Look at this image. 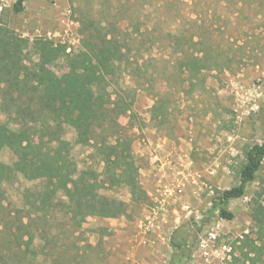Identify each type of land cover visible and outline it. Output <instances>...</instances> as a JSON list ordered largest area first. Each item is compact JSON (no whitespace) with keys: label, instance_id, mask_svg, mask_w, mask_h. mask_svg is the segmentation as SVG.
<instances>
[{"label":"rangeland","instance_id":"374dc122","mask_svg":"<svg viewBox=\"0 0 264 264\" xmlns=\"http://www.w3.org/2000/svg\"><path fill=\"white\" fill-rule=\"evenodd\" d=\"M15 1L0 0V25L30 39L66 42L70 49L80 44L79 22L115 23L124 53L116 89L130 105L117 128L133 137L148 193L146 201L133 203L125 186L104 190L130 202L126 216H88L73 235L59 236L63 243L51 247L52 256L49 244L36 238L46 245L39 262L46 256L48 264H169L172 234L178 228L191 234V218L205 215L214 194L235 183L245 146L264 138V0H28L25 13L14 11ZM195 56L207 67L188 70ZM53 69L61 73L67 65L60 59ZM9 137L1 132L4 143ZM163 137V148L180 156L168 174L157 170L159 158L150 160L159 149L151 141ZM89 152L76 146L73 154L80 165H93L100 180L102 164ZM11 159L5 150L2 160ZM40 184L20 176L6 185V210L22 208V190ZM263 186L264 162L246 195L231 203L234 219L212 217L203 226L191 264H264V255L244 254L247 235L261 243L263 228L252 220L251 207L253 198L264 204ZM2 209L0 246L7 235Z\"/></svg>","mask_w":264,"mask_h":264},{"label":"trees","instance_id":"16d2710c","mask_svg":"<svg viewBox=\"0 0 264 264\" xmlns=\"http://www.w3.org/2000/svg\"><path fill=\"white\" fill-rule=\"evenodd\" d=\"M27 2L16 0L14 11L25 13ZM79 24L77 49L46 36L23 37L0 25V207L5 213L1 214L5 219L2 229L7 232L0 246V264H48L46 256L38 260L46 245L37 243L36 238L49 244L46 250L52 256L55 251L51 247L60 243L59 236L73 235L88 216H126L130 202L104 190L125 186L131 202L148 199L140 182L133 137L117 128L130 105L116 89L124 69V53L112 30L115 23L88 19ZM60 59L67 69L57 73L53 65ZM190 61L188 70L207 67L198 56ZM159 101L157 98L155 110ZM161 108L166 109L164 105ZM3 131L10 134L8 144L1 139ZM76 146L88 147L91 161L102 164L100 180L93 165L79 164L73 154ZM5 150L11 154L10 162L2 160ZM243 154L235 183L214 194L205 215L191 218V234L181 233L179 228L172 234L169 264H191L200 243L199 232L212 217L234 219L231 203L246 195L263 166L264 138L247 144ZM20 176L42 184L22 190V208L6 210L5 186L13 185ZM251 217L263 228V234L257 238L260 244L246 236L249 249L244 254L248 258L255 253L262 259L264 204L258 198L252 200Z\"/></svg>","mask_w":264,"mask_h":264},{"label":"crops","instance_id":"0c3cea01","mask_svg":"<svg viewBox=\"0 0 264 264\" xmlns=\"http://www.w3.org/2000/svg\"><path fill=\"white\" fill-rule=\"evenodd\" d=\"M165 141H167V137H163V138H159L158 140L151 141V143H153V145H155V147H158L159 149H156L155 152H152L151 156H150V160L154 161L155 159L159 158L160 163L162 164L161 166H158L159 169H157L159 172L160 170H163V172L165 174H168L169 172H171L172 170H175L176 167L173 166L171 164V161H176V157H180L179 155H177V153H174L172 150H168L165 148H163L164 146H166ZM152 145V146H153Z\"/></svg>","mask_w":264,"mask_h":264},{"label":"built area","instance_id":"2783aa9c","mask_svg":"<svg viewBox=\"0 0 264 264\" xmlns=\"http://www.w3.org/2000/svg\"><path fill=\"white\" fill-rule=\"evenodd\" d=\"M179 191H180V192L182 191L181 187H179ZM165 193H166L167 195H171V194L173 193V191H172L171 188H166V189H165Z\"/></svg>","mask_w":264,"mask_h":264}]
</instances>
